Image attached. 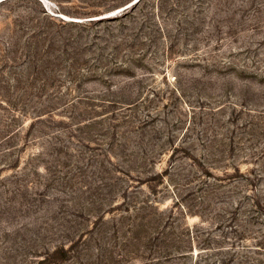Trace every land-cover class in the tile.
Masks as SVG:
<instances>
[{
	"label": "rangeland",
	"instance_id": "374dc122",
	"mask_svg": "<svg viewBox=\"0 0 264 264\" xmlns=\"http://www.w3.org/2000/svg\"><path fill=\"white\" fill-rule=\"evenodd\" d=\"M133 1L0 0V264H264V0Z\"/></svg>",
	"mask_w": 264,
	"mask_h": 264
},
{
	"label": "trees",
	"instance_id": "16d2710c",
	"mask_svg": "<svg viewBox=\"0 0 264 264\" xmlns=\"http://www.w3.org/2000/svg\"><path fill=\"white\" fill-rule=\"evenodd\" d=\"M139 1H141V0H135V1H133V3H131V5L135 4V3H138ZM67 254H68V249L65 248L64 245H61L60 247L56 248V250L54 251L53 254H49L48 255V257L49 256L51 257V259L49 261H47L48 257H46V258H44V259H42L40 261L42 263L48 264L50 261H53V259L64 258L65 256H67Z\"/></svg>",
	"mask_w": 264,
	"mask_h": 264
}]
</instances>
